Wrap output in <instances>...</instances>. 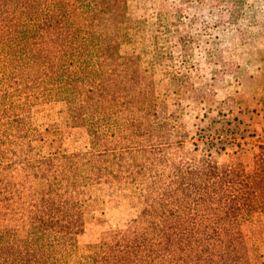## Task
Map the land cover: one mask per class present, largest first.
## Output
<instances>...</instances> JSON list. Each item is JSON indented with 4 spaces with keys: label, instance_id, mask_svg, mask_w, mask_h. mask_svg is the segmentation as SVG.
<instances>
[{
    "label": "trees",
    "instance_id": "16d2710c",
    "mask_svg": "<svg viewBox=\"0 0 264 264\" xmlns=\"http://www.w3.org/2000/svg\"><path fill=\"white\" fill-rule=\"evenodd\" d=\"M127 22L125 0H0V204L28 189L23 236L8 214L0 227V264H262L243 226L264 217V132L226 117L191 134L180 102L158 99L138 58L119 53ZM57 104L60 123L33 122ZM72 134L81 148L54 141ZM217 138L235 147L223 162ZM173 148L186 160L172 163ZM130 186L136 216L78 256L79 188Z\"/></svg>",
    "mask_w": 264,
    "mask_h": 264
},
{
    "label": "rangeland",
    "instance_id": "374dc122",
    "mask_svg": "<svg viewBox=\"0 0 264 264\" xmlns=\"http://www.w3.org/2000/svg\"><path fill=\"white\" fill-rule=\"evenodd\" d=\"M125 1L128 39L119 53L138 58L158 99L180 102L179 122L191 134L198 129H204L203 135L211 134L220 128L215 121L226 117L234 118L239 128L254 137L264 132V0ZM61 112L59 104L43 107L33 122L60 123ZM54 141L69 149L84 145L81 134L63 135ZM221 145L226 151L218 150ZM248 146L242 145L237 153L246 167L253 153ZM234 150L217 138L210 152L223 162ZM170 160L177 163L186 159L173 148ZM140 193L138 186L79 188L87 222L75 238L76 254L96 253L104 232L134 218ZM12 194L0 204V227L8 214L17 225V236L22 237L28 189L18 185ZM243 232L264 264V217L246 222Z\"/></svg>",
    "mask_w": 264,
    "mask_h": 264
}]
</instances>
